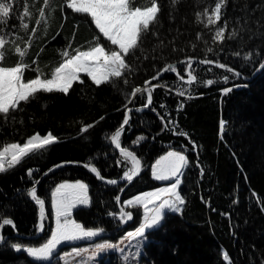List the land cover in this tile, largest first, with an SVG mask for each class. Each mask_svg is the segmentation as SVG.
<instances>
[{
  "label": "trees",
  "instance_id": "16d2710c",
  "mask_svg": "<svg viewBox=\"0 0 264 264\" xmlns=\"http://www.w3.org/2000/svg\"><path fill=\"white\" fill-rule=\"evenodd\" d=\"M13 3L14 11L3 26V34L21 48L26 47L30 35L33 37L25 61L31 64L36 59L32 68L40 69L41 78H50L62 60L61 51L67 49L74 54L76 48L87 50L98 31L90 18L86 20L68 9L66 0H50L43 18L38 11L44 7L43 0ZM151 3L131 0L132 7L143 8ZM157 3V22L143 38L141 50L127 57L132 69L127 74V85L119 81L116 87H97L82 73L84 83L75 82L69 94L38 93L21 103L22 110L10 112L6 118L0 116V148L11 143L22 145L36 133L44 136L51 132L59 138L57 143L0 173V218L11 219L15 225L0 229V264H61L56 258L66 246L53 255L51 262H42L16 251L12 245L38 247L48 240L53 228L51 192L65 182L79 181L88 186L91 203L76 208L73 219L86 229H102L100 240L114 243L135 230L141 223L142 208L124 207L133 213V218L124 222L120 220V208L127 199L160 187L152 177V165L170 151L181 152L187 158L179 189L186 203L182 214L166 213L162 226L153 232L162 243L158 264H264V71L251 82L243 80L252 78L264 63V0H228L216 25L225 21L228 24L222 43L213 41L216 26L205 27L196 15L205 8L211 11L215 0ZM201 19L206 22L207 18ZM21 23L29 24V29L23 30ZM32 28L37 29L35 34ZM234 29L237 36L228 39ZM101 43H105L103 39ZM12 50L11 43L6 45L3 66L17 62ZM248 52L253 56L245 60ZM189 57L224 64L240 75L193 62L195 82L187 84L176 73L167 72L157 83L162 86L152 91L151 107L137 111L145 108L147 93L133 98L132 89L144 87L146 80L168 64H179L177 72L187 80V64L181 62ZM36 75L34 70L24 73L27 80ZM207 80L214 83L206 85ZM181 89L187 90L184 96L177 94ZM129 99L132 112L120 142L140 160L142 172L130 183L107 186L85 165L96 167L104 181H120L132 168L131 160L125 159L110 141L124 120V106ZM168 121L172 123L165 127ZM88 124L94 126L81 132ZM138 137L143 139L133 143ZM29 169L33 170L31 177ZM36 185L38 197L45 200L41 235L40 208L28 195Z\"/></svg>",
  "mask_w": 264,
  "mask_h": 264
},
{
  "label": "snow or ice",
  "instance_id": "6c2138e0",
  "mask_svg": "<svg viewBox=\"0 0 264 264\" xmlns=\"http://www.w3.org/2000/svg\"><path fill=\"white\" fill-rule=\"evenodd\" d=\"M179 0H171V3L175 5ZM228 0H215L214 7L211 11L208 8L203 10V13H197V19L201 23H204L205 27L216 26L222 18V9L226 8ZM50 0H43L44 7L40 8L39 15L41 18L45 16L44 8L48 7ZM66 7L71 9L73 13L82 15L86 20L90 18V23L94 25L95 30H98L91 42V45L87 50H80L76 48L73 50L74 54L65 49L61 51V62L58 66L54 67L51 71L50 78H41L40 69L32 68V65L37 63L36 59H33L31 64L25 61L29 49L32 45L33 37L30 35L25 41L26 47L21 48L15 43V40L9 41L6 35L3 34V26L7 25V21L14 11L13 0H0V116L7 117L10 112H14L20 109L21 103H27L30 99L36 97L38 93L51 94L60 93L67 95L70 89L73 88L75 82L81 84L84 80L81 78V74H85L90 81L97 87L104 84H111L113 87L117 86V82L122 81L127 85L129 80L127 74L131 72V65L127 63V57L136 55L137 51L141 50L143 38L152 31L150 26L155 25L157 22V15L160 12V6L157 0H152L150 6L140 7L131 6V0H66ZM25 16H28V10H24ZM206 17V22L201 17ZM23 20V17H21ZM40 20H36V24H40ZM21 28L25 31L29 29V24L21 23ZM36 28H32L31 32L35 34ZM228 31V24L225 21L223 25L216 26L214 28L213 41L223 42L225 39V33ZM156 35L155 32H152ZM237 31L232 30L228 39H233L237 36ZM55 38V37H53ZM75 33H73L72 39L74 40ZM199 38V36H198ZM101 39L105 43H101ZM11 43L13 45L12 54L17 56V62L13 66H3V60L6 56V45ZM71 48V41L68 45ZM175 50V49H174ZM42 51V49H41ZM207 51L211 52L212 49L208 48ZM235 55L240 56V52H236ZM253 56L252 52L244 54L245 60H250ZM186 63L187 68L185 72L187 74V80L185 77L177 72V68L173 64H168L160 72L154 75L151 80H159L163 72L176 73L181 81L187 84H192L197 80V77L193 75V58L189 57ZM201 64H214L212 60H200ZM219 68H226L227 71H234L231 68H227L224 64H216ZM264 69V63L260 65ZM26 70H34L37 75L34 78L25 80L24 73ZM239 76V73H235ZM228 79L227 76L224 77ZM151 80L144 82V87H134L130 93V96L135 98L138 93H147V102L144 107H148L152 103V91L156 87H161L160 84H154L151 87ZM206 85L214 83L213 80H207ZM186 89H181L177 92L179 96H184ZM225 92L231 91L225 89ZM189 98H191L189 96ZM132 103L129 99L125 104V116L121 126L111 135L110 141L119 149L121 155L125 159L132 161L133 167L123 173L122 179L127 182H132L134 177L139 174L140 161L135 155L126 148L121 147L120 137L123 133L124 126L129 122V113L132 109L128 108V104ZM183 107V104L180 105ZM139 111L140 109H136ZM155 111V109H153ZM103 119V117H101ZM161 120L164 121V117L161 116ZM168 121V124H171ZM224 122L221 121V130L223 129ZM94 125H84L80 131L86 132ZM179 135L187 136V133L180 132ZM58 137L54 136L51 132L44 136L36 133L29 137L22 145L19 143H11L4 145L0 148V173L7 171L19 164L31 154L39 150H43L48 146L58 142ZM143 137H138V143ZM193 149L196 148L194 142H192ZM121 163V161H117ZM187 165V158L181 152L170 151L165 156L160 157L154 165H152V175L156 180H170L173 181L168 187L157 189L153 192L143 193L134 197L131 200L125 201L124 204L130 207L141 206L143 212V222L133 232L127 233V238L145 236L146 230L157 229L162 226V221L165 217L166 210L173 213L182 214L183 206L186 201L181 195L179 189L182 183L181 177L183 175L182 169ZM56 167H59L57 165ZM85 167H90L88 164ZM52 171V169H49ZM90 171L95 173L97 178L104 179L101 173L96 167H90ZM28 175H33V170H28ZM38 183V181H36ZM108 184H117L116 180H107ZM28 195L36 202L40 207L41 223L38 225L41 231L44 230V213H45V200L41 199L37 195V189L33 186L28 190ZM117 202L120 201V197H116ZM88 186L82 182L75 183H62L58 184L51 192V209L52 215L55 220V227L51 229L50 239L47 240L42 246L38 248L28 247L24 251L28 256L35 258L36 260L47 261L52 257L57 246L64 241H75L82 238H91L97 236L102 229H86L82 224L72 219V211L79 205H88ZM149 205H153L149 208ZM264 211V208L261 209ZM133 213L125 211L124 207L120 208V220H131ZM0 229L4 226L11 225L15 227L14 222L11 219L0 218ZM3 237L0 236V240ZM17 251L21 250L20 245H12ZM116 245L111 243H103L96 245V251H102L104 249L115 248ZM82 251L87 249H74L76 255H80ZM96 252H93V256ZM138 254V253H136ZM224 260H229L227 254H224ZM127 259V258H126Z\"/></svg>",
  "mask_w": 264,
  "mask_h": 264
},
{
  "label": "rangeland",
  "instance_id": "374dc122",
  "mask_svg": "<svg viewBox=\"0 0 264 264\" xmlns=\"http://www.w3.org/2000/svg\"><path fill=\"white\" fill-rule=\"evenodd\" d=\"M24 79H25V77H24ZM25 80H27V79H25ZM131 163H132V161H131ZM132 167H133V164H132ZM186 167H187V165L182 169V173H184ZM152 177H153V175H152ZM153 179H155V178L153 177ZM181 180H182V177H181ZM157 181L160 183V187L157 189L168 187L173 182L170 180H157ZM180 186H181V184H180ZM180 186H179V189H180ZM157 189L150 190L147 192H153V191H156ZM147 192H144V193H147ZM141 194H143V193H141ZM141 194H138V195H141ZM138 195H136V196H138ZM136 196H134V197H136ZM88 197H89V191H88ZM134 197L127 199L126 201L131 200ZM90 203H91V200L89 197V204L88 205H79L76 208L88 207L90 205ZM123 207L126 208V207H130V206H127L123 203ZM136 207L142 208L141 206H136ZM152 207H153V205H149V208H152ZM75 209H73V211H72V217H71L72 219H73V212ZM142 212H144L143 208H142ZM168 212H171V211L166 210V213H168ZM171 213H173V212H171ZM176 214H179V213H176ZM142 222H143V216L141 218V223ZM54 227H55V220L53 217V228ZM155 230L156 229L146 230L145 236L143 238L132 237L129 239V238H127V234H126L124 237H122L121 239H119L118 241H116L114 243L110 242V241L100 240L99 237L102 234V231H101L95 237L82 238V239L75 240V241L61 242V244H59L57 246L53 255L55 253H57L61 248L66 246L64 248L65 250L56 258V259L60 260L61 264H158V261H159L160 255H161V251H162V243L159 240V238L153 233ZM133 231H130V232H133ZM48 239H50V237ZM103 243H111L113 245H116V247L111 248V249H104L102 251H96V245L103 244ZM40 246H42V245H40ZM40 246H38V247H40ZM38 247H34V248H38ZM25 248H28V247H21L20 251H24ZM74 249H81V250L87 249V251H82L80 253V255H76V253L74 252ZM20 251H18V252H20ZM24 252H26V251H24ZM93 252H96V254L94 256H93ZM136 253H138V254H136ZM53 255H52V257L49 258V260L42 261V262H51L53 259ZM31 258H33V257H31ZM33 259H35V258H33ZM38 261H41V260H38Z\"/></svg>",
  "mask_w": 264,
  "mask_h": 264
},
{
  "label": "water",
  "instance_id": "95a60500",
  "mask_svg": "<svg viewBox=\"0 0 264 264\" xmlns=\"http://www.w3.org/2000/svg\"><path fill=\"white\" fill-rule=\"evenodd\" d=\"M187 61V60H186ZM199 61L200 60H193V62L194 63H199ZM181 64H184V63H181ZM199 64H201V63H199ZM216 64H220V63H214V64H203V65H207V66H212V67H216V68H218V69H222V70H226V68H219V67H217L216 66ZM179 64H176L175 66H178ZM227 68H229V67H227ZM227 71V70H226ZM264 71V69H262L261 67L257 70V72L253 75V77L252 78H250V79H243L245 82H251L256 76H258L260 73H262ZM230 72V71H229ZM231 72H233V73H237V72H235V71H231ZM167 72H163L162 73V75L160 76V79L159 80H151V84L150 85H148V87H151L152 85H154V84H156L157 82H159L160 80H162V78L164 77V75L166 74ZM239 87H242V86H239ZM152 104V103H151ZM151 104L148 106V107H145V108H143V109H140L139 111H144V110H147V109H149L150 107H151ZM132 112V111H131ZM129 119H130V113H129ZM125 127H126V125L124 126V129H125ZM118 150V152L121 154V152H120V150L119 149H117ZM135 155V154H134ZM136 157V156H135ZM137 158V157H136ZM138 159V158H137ZM140 161V160H139ZM90 167H93V166H90ZM90 167H87L88 169H90ZM57 167H54V168H51L52 169V171H54L55 169H56ZM52 171H48L45 175H44V177L48 174V173H50V172H52ZM142 172V163L140 162V171H139V174L137 175V176H135L134 177V179L135 178H137L139 175H140V173ZM95 174V173H94ZM133 179V180H134ZM100 181L103 183V184H105V185H107V186H117V185H122V184H126V183H128L126 180H124V179H122V180H120V181H117V184H108V183H106V181H104V180H102V179H100ZM36 188H37V185L35 186ZM124 203V202H123ZM39 206V205H38ZM40 208V207H39ZM40 222H41V213H40ZM45 228V227H44ZM44 232V230L43 231H41L40 232V234L39 235H41L42 233ZM38 235V236H39Z\"/></svg>",
  "mask_w": 264,
  "mask_h": 264
},
{
  "label": "bare ground",
  "instance_id": "6f19581e",
  "mask_svg": "<svg viewBox=\"0 0 264 264\" xmlns=\"http://www.w3.org/2000/svg\"><path fill=\"white\" fill-rule=\"evenodd\" d=\"M157 83H158V82H157ZM157 83H156V84H157Z\"/></svg>",
  "mask_w": 264,
  "mask_h": 264
}]
</instances>
